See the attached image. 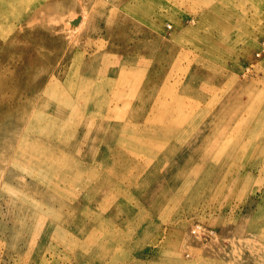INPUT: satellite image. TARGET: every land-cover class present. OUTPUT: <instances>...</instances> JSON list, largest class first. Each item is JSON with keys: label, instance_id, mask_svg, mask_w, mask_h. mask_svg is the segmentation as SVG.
I'll return each mask as SVG.
<instances>
[{"label": "rangeland", "instance_id": "rangeland-1", "mask_svg": "<svg viewBox=\"0 0 264 264\" xmlns=\"http://www.w3.org/2000/svg\"><path fill=\"white\" fill-rule=\"evenodd\" d=\"M0 264H264V0H0Z\"/></svg>", "mask_w": 264, "mask_h": 264}, {"label": "bare ground", "instance_id": "bare-ground-1", "mask_svg": "<svg viewBox=\"0 0 264 264\" xmlns=\"http://www.w3.org/2000/svg\"><path fill=\"white\" fill-rule=\"evenodd\" d=\"M30 1H34V0H30Z\"/></svg>", "mask_w": 264, "mask_h": 264}]
</instances>
